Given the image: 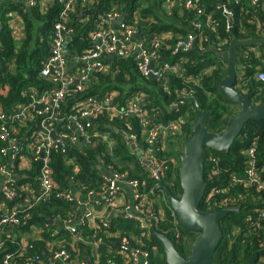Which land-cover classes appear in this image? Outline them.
I'll list each match as a JSON object with an SVG mask.
<instances>
[{
	"label": "trees",
	"instance_id": "1",
	"mask_svg": "<svg viewBox=\"0 0 264 264\" xmlns=\"http://www.w3.org/2000/svg\"><path fill=\"white\" fill-rule=\"evenodd\" d=\"M195 8L186 9L179 6L176 0H76L74 9L70 14L68 23L75 31L69 49L73 55L80 54L89 46V34L94 29L105 27L100 16L117 11L126 14L125 23L134 26L146 38V45L152 46L151 39H158L162 46L160 51L164 61H178L173 48L188 34H194V47L189 49L178 63L182 73H166L162 79L143 76L136 67L133 56L120 57L117 60H107L111 64L110 71L98 73L91 77L84 85L82 92L69 96L66 105L74 103L75 99H84L91 95H104L107 91H115V102L120 108L125 105L127 95L142 91L143 108L147 109L153 119L167 121L183 116L180 130L176 134L157 140L153 145L145 139L146 128H143L138 118L123 119L107 111L100 112L94 119L96 130H110L115 137L113 150L95 140L90 147L82 149L79 146H70L66 152L52 151L50 164L54 170V177L58 184L48 197L38 199L40 192H34L30 197L25 191L15 201H7L8 207L17 211L19 224L0 227V242L3 248L0 251V261L5 254H12V264L35 263L52 264L49 255L54 250H65L69 254V264H81L88 260L94 262L92 245L89 242L75 241L70 230L60 227L62 221L73 219L74 213L79 209L76 201H68L57 197L56 194L64 190L74 189L69 180H73L77 189L87 193L90 190H105L107 184L100 178L101 171L97 169L98 158L106 165H112V171L125 174L128 180L136 179L140 191L150 196V207L161 216L158 224H151L149 229L141 228L139 223L127 218H115L109 223V229L101 231L104 244L99 248L100 264H128L130 249L125 253L119 243L128 239L131 247L141 249L150 254L151 264H167L162 245L152 236V229L161 234L170 236L178 251L188 256L195 233L182 228L168 205L164 190L160 185L167 187L173 196L180 195V186L177 177V162L179 151L193 128L197 117V110L192 102L185 101L182 95L198 98L203 110L210 112L207 127L212 132H220L231 116L239 109L238 105L230 101L219 91V83L228 76L226 64L218 55L227 50L231 38H264V6L259 1L252 5L250 0H192ZM11 19L17 14L22 23L25 39L21 47L16 50L15 42L8 27V12L0 11V110L9 112L12 108L23 102L32 100L28 89L34 87L38 90L48 89L51 85L48 80L40 76L41 69L50 54L51 35L53 23L62 18L64 7L61 0H50L46 5L40 2L33 7L24 6L19 1L11 3ZM233 13L232 26H229V16L223 9ZM86 9V11H84ZM201 9V13L197 10ZM16 11V13H15ZM62 21V20H61ZM200 24L196 28L194 24ZM116 28L119 26L115 25ZM41 38L42 42H39ZM36 44L34 50L30 46ZM247 46L237 62V74L240 78L236 89L250 97L254 104L264 103V82L255 77L260 68H264V44ZM260 51V53H258ZM180 100H184L181 107H174ZM67 108L63 106L62 110ZM172 109V110H170ZM35 121L24 123L14 121L8 123L11 129H16L19 136L28 133L36 124L41 115L32 112L30 116ZM158 121V120H156ZM15 131V130H14ZM125 131L127 134H124ZM22 137L15 135L18 141ZM134 137V138H132ZM168 138V139H167ZM254 140L257 145L259 170L264 178V121L249 122L242 134L236 139L228 155L223 156L213 151L209 155L219 158L223 173H233L236 176L244 175L245 149ZM5 142L0 140V147ZM6 144V143H5ZM132 144L138 149H153L157 159L161 162L164 176L159 179L149 177L151 165L143 162L132 150ZM31 145V143H30ZM29 168L15 167L14 173L20 178L30 175L32 180L38 178L42 161L31 159ZM7 157L0 152V164H5ZM206 181L209 191L203 201V209L215 207H239L238 211L231 213L221 225L224 238L216 252V264H246L256 253V264H264V189L257 191L255 187L247 186L245 182H233L224 177V180L208 179L207 174L213 170L212 163L207 161ZM79 168V171H75ZM26 177V176H24ZM16 180L15 187L22 193ZM226 190L210 195L211 188ZM263 209L262 212L260 210ZM250 219V220H248ZM53 220L54 223H50ZM33 225L39 227L36 238L31 236ZM83 231L87 241H91L92 228L87 223L78 226ZM180 233V236L178 234ZM28 235V246L21 248L22 237ZM61 244L55 246L54 243ZM53 246V247H50ZM47 247H50L48 255ZM4 250L6 252H4ZM47 252V253H44Z\"/></svg>",
	"mask_w": 264,
	"mask_h": 264
},
{
	"label": "built area",
	"instance_id": "2",
	"mask_svg": "<svg viewBox=\"0 0 264 264\" xmlns=\"http://www.w3.org/2000/svg\"><path fill=\"white\" fill-rule=\"evenodd\" d=\"M61 1L64 4L61 11L62 21L53 23L52 32L50 33V54L40 72V76L48 80L51 86L44 90L33 89V93H30L32 100L27 104L21 102L15 105L12 111L10 109L9 112L0 110V140L6 143H4L5 147L2 149L1 154L7 156L10 151L14 152L11 162L0 164V174L4 178L0 187V206L4 204V200L14 201L21 196L22 193L15 187L16 180H20V176L15 175L14 169L16 166L19 169L28 167L30 160L27 158L30 154L31 159L42 161L40 174L37 178L40 180L41 185L38 199H42L48 197L52 190L58 186L53 167L50 164V156L53 150L66 152L70 146H79L82 149L92 146L95 140L104 143L109 151L113 150V146L116 144L113 133L110 130L102 131L94 128L93 119L100 112L114 113L123 119L138 118L143 128L147 129L145 139L151 145L161 137L165 138L173 135L169 134L170 132L176 134L181 127V116L169 119L164 124L154 122L149 111L142 106L144 100L142 91L129 93L122 108L115 102V91H107L102 96L91 95L84 99H75L73 104H66L68 103L67 99L69 96L74 95V92L78 94L83 91L84 85L88 83L92 76L110 71L112 65L107 62L108 55H114L117 58L133 56L137 69L145 77L151 76L162 79L166 73H182L181 66L176 62H180L184 54L194 47L195 35L188 34L186 37L180 38L174 46L173 53L177 55L175 58H179L178 61H164L160 51L161 41L155 38L151 39L152 46L148 47L146 38L135 40L134 35L137 29L134 26L123 22L118 25L119 28H116L114 23L121 14L115 11L99 17V19H102L101 23H105L106 26L91 31L89 46L80 54L73 55L69 49V44L75 31L67 23L76 0ZM259 1L263 0H250L252 5L257 4ZM176 2L186 9L195 8L192 0H176ZM38 3L39 0H29V6L31 7L36 6ZM223 11L229 16V26H232L233 13L225 8ZM197 12L202 14L201 9H198ZM21 24L20 20L15 21L12 25L10 24L13 32L20 36L23 33L19 34L15 31V28L21 27ZM194 26L196 28L201 27L198 23H195ZM74 60L82 62L83 65L73 69L72 63ZM68 68L75 70V73H68ZM255 77L258 81L264 82V68L258 69ZM183 104L184 100H180L174 107H181ZM63 106L67 108L65 111L62 110ZM33 111L41 115V118L36 120V124L29 129L21 141H18L15 135L21 137L19 132L16 133V129H11L8 123L14 121L31 123V121H35L30 117ZM123 132L127 134L125 131ZM20 142H24V144L21 145ZM139 152L142 153L144 160L151 162L152 168L149 177L160 179L165 168L157 159L153 149L149 148ZM244 156L246 161L244 175H232L231 180L245 182L247 186L255 187L257 191H261L264 189V178L259 170L257 145L254 140L246 147ZM99 161L102 165L100 178L107 184V187L102 191L90 190L85 194L89 196L106 194L107 197L104 202L97 201L96 203L98 206L102 205L108 213L115 209L116 200L123 195V187H129L132 190L134 202L132 213L130 207L125 209L127 219L139 223L141 228L146 229H149L151 224H158L161 216L158 215L157 211L151 209L149 205L150 196L140 191L138 180H128L125 174L114 173L112 165L104 164L101 159ZM207 161L212 163L213 168L207 176L208 179H213L216 174H219L214 170V164L218 162V158L209 155ZM75 171H79V168H75ZM220 190L224 191L226 187L222 185L221 188H211L209 194L212 195ZM56 196L73 201L70 190L59 192ZM262 211L263 209L260 210V212ZM19 222L16 210L4 211L0 207V227L16 225ZM62 222L65 224L64 227L72 233L73 240L89 242L92 245L91 250L95 258L94 262H89V264H100L99 248L104 244V241L98 234L110 228L104 214L96 215L93 211L85 210L78 222L73 223L72 218ZM87 223L93 231L91 241H87L83 231L78 228V226ZM178 236H180V233ZM119 244L125 253H128L130 249L128 264H151L150 254L147 251L132 248L128 239L122 240ZM2 249H4L3 244L0 242V251ZM12 254L14 253L5 254L0 264H12ZM51 257L54 260L62 258L65 260V264H69L70 256L65 250H54ZM111 263V261L108 262V264ZM26 264L43 263L28 261ZM81 264H86V261L81 262Z\"/></svg>",
	"mask_w": 264,
	"mask_h": 264
},
{
	"label": "water",
	"instance_id": "3",
	"mask_svg": "<svg viewBox=\"0 0 264 264\" xmlns=\"http://www.w3.org/2000/svg\"><path fill=\"white\" fill-rule=\"evenodd\" d=\"M29 0H27V5ZM126 14H122L114 25L123 23ZM135 37L141 38L139 33ZM264 39L231 38L227 50L218 55L221 61L227 65L229 74L219 83V91L230 101L236 103L238 111L229 118L226 126L220 132H212L207 127L210 112L203 110L199 100L195 96H183L185 101L192 102L197 110V117L193 128L186 138L182 150L179 151V167L177 177L180 186V195L175 197L164 185L165 199L173 211L178 224L195 233V238L190 246L188 256H183L178 251L172 238L152 229V236L162 245L167 264H216V252L224 238L221 222L231 213L238 211L239 207L203 209L202 204L209 191V183L206 181V165L208 151L220 155L229 154L236 139L242 134L245 126L251 122L264 121V103L254 104L250 97L240 93L237 89L239 80L236 64L239 56L247 46H258L263 44ZM107 60H117L114 55H108ZM134 149L135 146L132 145ZM141 158L140 152H136ZM151 165L150 162H146ZM75 196L81 197L79 192ZM91 198H104L103 196H90ZM107 195H105V198ZM133 206V202H132ZM124 212L121 216H125ZM53 223V220H50ZM60 226H65L60 223ZM120 245V244H119ZM89 264V261H86ZM246 264H256V253L252 255Z\"/></svg>",
	"mask_w": 264,
	"mask_h": 264
},
{
	"label": "crops",
	"instance_id": "4",
	"mask_svg": "<svg viewBox=\"0 0 264 264\" xmlns=\"http://www.w3.org/2000/svg\"><path fill=\"white\" fill-rule=\"evenodd\" d=\"M12 1H14V0H0V11H1V13L2 12H8L7 13V17L9 18V20H8V27H9V29H10V31H12L11 32V36H12V38H13V40H14V42H15V46H16V50H18L20 47H21V45H22V43H23V40L25 39V35L24 36H20V35H18L17 33H15V32H13V30H12V28H11V26H10V24L12 25L15 21H17V20H19L20 19V17L17 15V14H13V16H14V19H13V17H12V19H11V3H12ZM16 1H19V2H21V3H23L24 4V6L25 7H27L28 9H29V3H28V5H27V0H16ZM45 1V0H44ZM49 1L50 0H46V4L47 3H49ZM263 2V6H264V0L262 1ZM84 11H86V10H84ZM15 13H16V11H15ZM17 19V20H16ZM125 22V21H124ZM3 27V22L0 20V27ZM22 24H21V27H17V28H15V31L16 32H18L19 34H22L23 33V29L24 28H22ZM118 26V25H117ZM136 33H139L140 34V36H141V38L139 39V38H137V37H135V35H134V38H135V40H141L142 39V35H141V33L138 31V29H137V32ZM135 33V34H136ZM262 39H264V38H262ZM39 42H42L41 41V38H40V41ZM51 43V42H50ZM264 44V43H263ZM35 45L36 44H32L31 46H30V51H32V50H34V47H35ZM259 45H261V44H259ZM51 46V45H50ZM255 48H256V51H258L257 49H259L258 48V46H254ZM244 52H242V54L241 55H244L243 54ZM258 53H260V51L258 52ZM240 55V56H241ZM239 56V57H240ZM239 59V58H238ZM238 62V61H237ZM73 69H75V68H77V67H79V66H82L83 65V63L82 62H80V61H78V60H74L73 61ZM236 66H237V64H236ZM73 69H70V68H68V73H72V74H74L75 73V70H73ZM240 79V78H239ZM33 89H35L34 87H32V88H30V89H28V93H33L32 92V90ZM162 119V118H161ZM160 119V120H161ZM167 122V121H166ZM16 133H17V130H16ZM23 134H25V133H23ZM23 134H21V137H22V135ZM19 144H21V145H23L24 144V142H20ZM132 145H134L135 146V148L133 149L132 148V150L133 151H135V152H139L140 150L138 149V147H137V145H135V144H132ZM141 155H142V153H141ZM13 156H14V152H11L10 151V153L9 154H7V162H4L5 164H8V162H11V160H12V158H13ZM5 157V156H4ZM28 159V158H27ZM140 159H142V160H144V158H143V156L140 158ZM100 159L98 158V165H97V169L98 170H101V168H102V165L100 164V161H99ZM27 163H28V160H27ZM28 166V165H27ZM27 168H29V166L28 167H26L25 169H27ZM24 176H26V177H24ZM24 176H22L23 178H20V187H21V189H22V194H21V196L23 195V193L25 192V191H27V192H29V193H31L30 194V197L33 199L34 197H35V195H34V192L36 193V192H41V185H40V180L39 179H35V180H32V178H31V176L30 175H24ZM3 181H4V178H3V175H0V187L2 186V184H3ZM6 181V180H5ZM69 183H70V185L74 188V189H72V199H73V201H76L78 204H79V209L74 213V217H73V223H76V222H78L79 221V219L81 218V216L84 214V212H85V210H90V211H93L96 215H101V214H104V216L107 218V221L109 222V223H111V221H113L115 218H121L122 216H121V214L122 213H124V212H126L125 211V209L127 208V207H130V212L132 213L133 211H132V202H134V198H133V193H132V190H131V188H129V187H123V195H121L117 200H116V202H115V209H113V210H111V211H109L108 213L104 210V208H103V206L101 205H97V201L98 202H104V200H105V195H99L100 197L101 196H103L104 198H91L89 195H86L84 192H82V190H79V189H77L76 187H75V185H74V182H73V180H69ZM76 192H79L80 193V196L81 197H77V196H75V193ZM17 200V199H16ZM7 201H9V200H4V204H2L0 207L4 210V211H6V210H8V211H13L14 209H10L9 207H8V204H7ZM15 201V200H14ZM33 201H34V199H33ZM11 202V201H10ZM88 206V207H87ZM123 218H127L126 217V215L125 216H123ZM59 223H61V222H59ZM63 223V222H62ZM60 226V225H59ZM60 227H62V226H60ZM64 227V226H63ZM65 228V227H64ZM31 231L34 233L31 237L32 238H36L37 236L39 237V235H38V232H39V227L37 226V225H33V227L31 228ZM28 235H25L24 237H22V240H21V248H25V247H27L28 246ZM52 243H54L55 244V246H60L61 244H58V243H56V242H52ZM50 247H53V246H50ZM50 247L48 248L47 247V252H48V255H49V252H50ZM4 252H6L5 250H4ZM47 252H45L44 251V253H47ZM52 254L51 255H49L48 257H49V259H51V261H52V264H65V260H63L62 258H60V259H56V260H54L52 257ZM87 261V260H86Z\"/></svg>",
	"mask_w": 264,
	"mask_h": 264
},
{
	"label": "rangeland",
	"instance_id": "5",
	"mask_svg": "<svg viewBox=\"0 0 264 264\" xmlns=\"http://www.w3.org/2000/svg\"><path fill=\"white\" fill-rule=\"evenodd\" d=\"M39 2H40V4H42V5H46V0H45V1H44V0H39ZM121 16H122V14H121L119 17H121ZM183 96H186V95H182V97H183ZM187 96H188V95H187ZM151 117H152V116H151ZM183 119H184V118H183V116H182V119H181V120L183 121ZM156 120H158V121H156ZM156 120L153 119V121H154V122H157V123H161V124L166 123V122L163 121L162 119L160 120V118H159V119H156ZM169 134H174V133L170 132ZM169 136H170V135H169ZM164 139H165L164 137H161L160 140H164ZM167 139H168V138H167ZM4 147H5V144H3L2 147H0V152H2V149H3ZM135 153H136V152H135ZM211 156H212V155H211ZM214 156H215V155H214ZM216 157H217V156H216ZM217 158H218V157H217ZM142 161L145 162V163H146V162H150V161H146V160H142ZM219 162H220V160H219V158H218V162L214 164V168H215L214 170H215V172H218L219 174H216L214 177H217V179H220V180H222V179L224 180V177L226 176L225 179H226V181H227V178H232V175L235 176V174L230 173V172H229L228 174H227V173H226V174L223 173V172H222L223 169H222V167L220 166ZM150 163H151V162H150ZM178 165H179V161L177 162V166H178ZM163 174H164V173H163ZM163 174H162V176L160 177V179L164 176ZM0 175H2V174H0ZM160 179H159V180H160ZM230 181H231V183L234 182V181H232L231 179H230ZM237 208H238V207H237ZM248 220H249V219H248ZM53 223H54V222H53Z\"/></svg>",
	"mask_w": 264,
	"mask_h": 264
}]
</instances>
